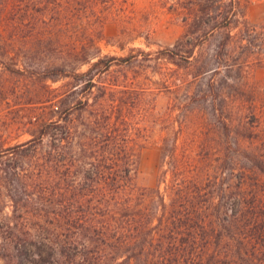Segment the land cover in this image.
<instances>
[{"label":"rangeland","instance_id":"obj_1","mask_svg":"<svg viewBox=\"0 0 264 264\" xmlns=\"http://www.w3.org/2000/svg\"><path fill=\"white\" fill-rule=\"evenodd\" d=\"M240 1L237 18L201 44L193 39L198 44L189 54L171 1L129 0L134 20L105 12L94 25L75 22L79 32L70 33L53 26L55 12L38 11L34 0H0V245L3 229L32 225V213L49 209L41 204L49 184L46 149L41 144L30 149L37 141L20 150L18 145L58 116L52 107L57 99L61 115L78 123L79 101L89 93L83 89L86 81L97 83L91 100L102 86L115 87L109 96L116 98L122 96L118 89L141 91L144 108L131 124L140 134L135 143L139 187L159 188L169 201L171 185L190 188L199 168L224 210L239 191L235 186L246 165L256 160L264 181V47L247 33L264 25V0ZM5 3L11 12L4 13ZM82 42L88 45L82 51L70 50ZM168 47L178 52L177 64L166 58ZM98 58L105 63L88 71ZM56 66L64 68L47 78L49 67ZM17 209L30 211L31 218L22 222Z\"/></svg>","mask_w":264,"mask_h":264},{"label":"trees","instance_id":"obj_2","mask_svg":"<svg viewBox=\"0 0 264 264\" xmlns=\"http://www.w3.org/2000/svg\"><path fill=\"white\" fill-rule=\"evenodd\" d=\"M34 1L40 4L38 11L55 12L53 26L60 24L70 33L79 32L75 22L94 25L105 12L134 20L129 0ZM167 1L185 28L189 54L198 44L193 39L201 44L216 29L228 27L241 9L240 0ZM7 8L5 3L4 13L11 12ZM247 33L264 47V25L260 32L255 26ZM87 46L74 43L70 50L80 52ZM163 52L177 64L174 48ZM103 63L105 59L98 58L88 71ZM63 68L49 67L46 77L55 78L53 72ZM96 85L95 81L84 85L89 93L79 101L78 123L61 115L62 98L55 105L57 99L52 107L58 116L43 122L37 137L18 145L20 150L37 141L30 149L37 151L38 144L46 149L43 164L49 184L41 204L49 209L40 207L32 213V225L3 229L0 264H264V181L256 160L243 168L235 186L239 191L223 204L224 210L206 188L208 181L199 168L191 187L174 182L166 201L159 188L145 189L136 183L135 143L140 134L131 124L144 108L137 95L141 91L118 89L122 96L116 98L109 96L115 87L102 86L91 100ZM175 152L173 148V156ZM30 216V211L17 209L22 222Z\"/></svg>","mask_w":264,"mask_h":264}]
</instances>
